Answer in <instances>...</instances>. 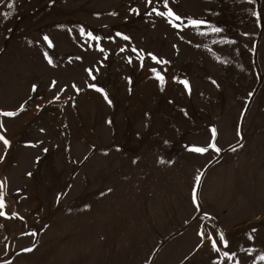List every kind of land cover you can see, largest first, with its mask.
<instances>
[{"label":"rangeland","instance_id":"1","mask_svg":"<svg viewBox=\"0 0 264 264\" xmlns=\"http://www.w3.org/2000/svg\"><path fill=\"white\" fill-rule=\"evenodd\" d=\"M0 137L61 264H264V0H0Z\"/></svg>","mask_w":264,"mask_h":264},{"label":"crops","instance_id":"2","mask_svg":"<svg viewBox=\"0 0 264 264\" xmlns=\"http://www.w3.org/2000/svg\"><path fill=\"white\" fill-rule=\"evenodd\" d=\"M1 216L2 215H0V264H61L59 261L60 252L58 248L47 246L46 243H48L49 240H47L46 236L16 234L15 231L10 235L3 234L5 228L3 227L1 231V227L4 226V223L8 220H5L2 218L3 216ZM58 241L57 238H53L49 241V244H61L57 243ZM53 250L54 256L49 258L48 253ZM56 251L59 252V255ZM61 255L63 254L61 253ZM51 259L54 262H52Z\"/></svg>","mask_w":264,"mask_h":264},{"label":"snow or ice","instance_id":"3","mask_svg":"<svg viewBox=\"0 0 264 264\" xmlns=\"http://www.w3.org/2000/svg\"><path fill=\"white\" fill-rule=\"evenodd\" d=\"M148 2L151 3V0H148ZM164 3H165V7H167V0H164ZM152 12H156V14H157V15H160V16H165V15H167V16H172V15H173V13L171 12V10H169L167 13H165V12H159V11H157L156 8H153V9H152ZM175 18H176L177 20L180 19L179 16H177V17H175ZM192 23L195 24V25H202V24H205L206 22L196 20V21H193ZM213 31H215V32H220L221 29H219V28H214ZM88 35H91V33H89ZM117 35L119 36V35H121V34H120V33H117ZM124 38H125V39H128V37H126V36H125ZM44 39H45V40H48V37L45 36ZM133 51H136V50L133 49ZM153 59H155V57H153ZM160 78L162 79V77H160ZM183 83L187 86V83H188V82H187V81H183ZM33 87H35V86H33ZM92 87H95V85H92ZM101 91H102V89H101ZM105 98L107 99V96H105ZM109 103H111V101H109ZM4 114L7 115V116H14V115H16L15 112H7V113H4ZM213 131H215V130L213 129ZM0 140H3V142H4L5 145H7V144L9 143V141L6 140V139H4L3 137H0ZM209 147L214 148L216 151H220V149H219L218 147H216L215 144H211V145H209V146H207V147H201V146H195V145H192V146H190L189 150H191V151H195V152H197V153H201V154H203V153H205V152L208 151ZM45 151H46V150H45ZM197 181H199V176H197ZM4 183H5L4 181H0V189H3ZM193 198L195 199V196H194ZM4 207H5V201H4V198H3V194H2V192H0V209H2V208H4ZM3 214H4V213H0V215H3ZM220 238H221V240L224 242V244L227 245V241H226V239L223 237V235H221ZM228 255H229V254H228L227 252H225V256H228ZM261 258L264 259V257H261Z\"/></svg>","mask_w":264,"mask_h":264},{"label":"water","instance_id":"4","mask_svg":"<svg viewBox=\"0 0 264 264\" xmlns=\"http://www.w3.org/2000/svg\"><path fill=\"white\" fill-rule=\"evenodd\" d=\"M219 235H220V237H221V235H223V237L226 239V237H225V233L222 231V230H219ZM224 243V242H223Z\"/></svg>","mask_w":264,"mask_h":264}]
</instances>
